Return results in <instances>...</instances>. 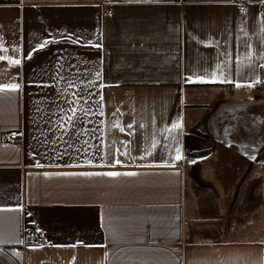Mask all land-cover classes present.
Returning a JSON list of instances; mask_svg holds the SVG:
<instances>
[{
    "label": "crops",
    "instance_id": "1",
    "mask_svg": "<svg viewBox=\"0 0 264 264\" xmlns=\"http://www.w3.org/2000/svg\"><path fill=\"white\" fill-rule=\"evenodd\" d=\"M245 1L0 0V84L21 85L0 92V264H264V191L253 228L186 233L188 96L264 102V0ZM113 171L136 175L78 174Z\"/></svg>",
    "mask_w": 264,
    "mask_h": 264
},
{
    "label": "rangeland",
    "instance_id": "2",
    "mask_svg": "<svg viewBox=\"0 0 264 264\" xmlns=\"http://www.w3.org/2000/svg\"><path fill=\"white\" fill-rule=\"evenodd\" d=\"M195 92L187 98L185 119L186 233L201 239L221 238L234 234L238 225L249 229L252 223L253 228V221L261 217L264 162L255 163V159L262 145L258 141L254 145L257 154L252 168V161L246 159L249 150L239 137L236 139V132L251 130L264 135V123L254 127L251 121L242 119L241 111L246 108L253 112L252 118L259 120L264 117V102L260 99L261 104H243L241 101L251 94V89L240 85L208 86ZM206 122L211 123L218 137L206 133Z\"/></svg>",
    "mask_w": 264,
    "mask_h": 264
},
{
    "label": "snow or ice",
    "instance_id": "3",
    "mask_svg": "<svg viewBox=\"0 0 264 264\" xmlns=\"http://www.w3.org/2000/svg\"><path fill=\"white\" fill-rule=\"evenodd\" d=\"M45 47V44H41L40 45V48H44ZM0 59H7L6 57H0ZM13 64H20L21 61L16 59V60H12L11 61ZM97 76H99V73H97ZM21 88V85L19 83H12V84H0V92H3V91H18L19 89ZM75 96V94H73ZM81 99V97H77L76 98V103L78 104L79 103V100ZM69 111L72 113V115L70 116H67L66 117V120L69 124H71L72 120L75 118V114H76V111L77 109L76 108H70ZM90 112V110H89ZM87 114V113H86ZM129 127H131V125H129ZM127 153H125L126 155ZM181 157L177 156L176 159H180ZM116 163H121V161L117 160ZM76 173H66L65 175H74ZM79 175H107V176H110V177H116V176H120V175H136V173H120V172H106V173H78Z\"/></svg>",
    "mask_w": 264,
    "mask_h": 264
},
{
    "label": "built area",
    "instance_id": "4",
    "mask_svg": "<svg viewBox=\"0 0 264 264\" xmlns=\"http://www.w3.org/2000/svg\"><path fill=\"white\" fill-rule=\"evenodd\" d=\"M236 3H238L239 5L242 6V10L243 11H247L248 10V3L245 1V0H235ZM264 11V5L263 4H260L259 6V12L260 13H263ZM5 138H7L8 142L10 143H17L19 142L20 138H21V134L18 130H11V131H8L5 133ZM29 237L30 238H34L36 235H35V232L34 231H29L28 233Z\"/></svg>",
    "mask_w": 264,
    "mask_h": 264
},
{
    "label": "trees",
    "instance_id": "5",
    "mask_svg": "<svg viewBox=\"0 0 264 264\" xmlns=\"http://www.w3.org/2000/svg\"><path fill=\"white\" fill-rule=\"evenodd\" d=\"M259 142V145H262V147L264 146V135L263 134H254V133H249V136L245 139V146L248 148L249 150V155L247 157L248 160L251 161L252 157H253V153L255 152L254 150V145L256 142ZM257 145V146H259Z\"/></svg>",
    "mask_w": 264,
    "mask_h": 264
}]
</instances>
